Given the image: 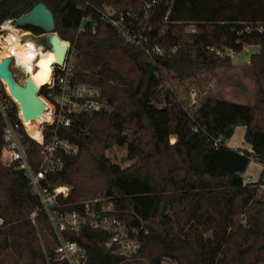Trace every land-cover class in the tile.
Segmentation results:
<instances>
[{
    "label": "trees",
    "instance_id": "trees-1",
    "mask_svg": "<svg viewBox=\"0 0 264 264\" xmlns=\"http://www.w3.org/2000/svg\"><path fill=\"white\" fill-rule=\"evenodd\" d=\"M39 2L70 43L74 80L99 88L107 106L58 127L79 151L63 154L64 168L44 182L71 189L53 210H80L95 199L113 202L118 218L142 227L139 252L127 264H264V169L257 181L243 176L252 159L264 165V0H0V26ZM106 7L130 14L140 45L100 20ZM84 16L97 20L96 32L79 30ZM154 45L163 56L147 54ZM247 45L259 47L250 57L256 85L251 105L208 96L189 111L167 83L168 75L182 80L194 70L231 66L223 52L240 54ZM48 91L44 86L41 95ZM0 94L30 163L39 168L42 146L30 136L41 135L32 122L22 123L4 88ZM55 126L45 127L47 138ZM238 126L245 127L249 148L227 144ZM4 127L0 112V264H67L55 258L56 234L28 178L1 159ZM115 146L127 147L129 166L106 155ZM165 205L170 211L162 216ZM64 235L85 248L88 264L123 262L107 246L106 232L84 226Z\"/></svg>",
    "mask_w": 264,
    "mask_h": 264
},
{
    "label": "built area",
    "instance_id": "built-area-1",
    "mask_svg": "<svg viewBox=\"0 0 264 264\" xmlns=\"http://www.w3.org/2000/svg\"><path fill=\"white\" fill-rule=\"evenodd\" d=\"M155 1L153 0V2ZM129 15V13L124 11L118 12L112 7H106L100 13V20L116 28L127 42L140 45L141 40L136 35H132L130 30ZM15 20L8 19L1 24L0 36L3 40L10 31L9 27L15 26ZM97 27V20L92 16H84L81 20L79 30L84 32L88 28L91 32H96ZM21 33L23 42H25L24 38L27 35L32 34L29 30H24ZM39 47L43 48L42 46ZM43 49L48 51L45 48ZM146 52L152 58L164 55V51L158 45L146 47ZM12 58L11 66L14 67L15 57ZM74 60L75 56L70 52L69 48L65 63L62 66L54 65L52 79L45 85L49 88L48 94L44 98L40 95L47 104L46 111L51 110L53 116L50 122L42 125V138L40 140L36 139L26 131L31 138L42 146V162L39 168H35L30 163L26 147L21 142L22 136L18 131L19 125L11 119L7 104L0 94V112L5 121V144L1 151V159L5 165L14 164L17 169L22 170L29 180L33 193L39 197L40 203L49 217L58 241L54 252L57 260L65 261L67 264H88V255L85 248L78 242L66 238L64 235L67 230L78 232L84 226H88L92 229L108 233L109 239L107 246L124 256L121 264H127L136 258L139 252L141 244L138 236L142 227L138 228L127 225L116 216L113 202L102 199L86 201L80 210H53L58 198L60 196L67 197L71 189L68 186H57L51 189L44 185L48 174L61 171L64 168L65 161L62 157L63 154L75 155L79 151L77 144L60 137L57 131L58 127H69L72 117L82 113H93L107 107L99 88L85 83H78L74 80ZM2 83L3 81L0 79V93L3 88L7 90ZM19 116L21 118L20 111ZM53 123L56 126L50 132V137L47 138L44 129ZM37 214V210L31 214L34 223ZM145 233H148V231L146 230ZM165 264L177 263L169 260Z\"/></svg>",
    "mask_w": 264,
    "mask_h": 264
},
{
    "label": "rangeland",
    "instance_id": "rangeland-1",
    "mask_svg": "<svg viewBox=\"0 0 264 264\" xmlns=\"http://www.w3.org/2000/svg\"><path fill=\"white\" fill-rule=\"evenodd\" d=\"M12 27L19 33L25 30L16 28L15 26ZM193 28L194 26L192 24L188 27L189 30H193ZM28 40H34V43L37 42L36 45L39 43L36 36L32 34H29L24 38V41ZM258 51L259 47L255 45L245 46L240 54L226 50L222 55H228L231 58V66L220 67L215 70H194L189 76L182 80L173 78L172 75H168L167 83L173 88V90L177 92L180 99L184 102L185 107L189 111L195 109L200 104L201 100L208 96L225 98L233 102L251 105L254 102L256 85L251 75L250 57L253 53ZM164 64L167 65L166 62H164ZM14 67L16 66L14 65ZM14 71L17 79L24 83L26 81L27 75L23 72V70L14 68ZM2 85H5V83H2ZM7 91L8 90H6V92ZM42 97L44 98L45 96ZM32 124L35 126L36 130L40 128L34 123ZM244 134L245 127L238 126L236 128L235 134L227 142V144L234 148H249V146L244 142ZM132 137V135H129V139H132ZM170 142H175V140L172 141V136L170 137ZM127 154L126 146H115L111 149H108L106 152V155L111 158L113 162L121 165L123 168L129 166L132 163L131 160L125 159ZM263 169L264 165L261 162L256 159H252L246 172L243 174L245 181H257ZM169 211L170 210L168 208L166 214H168ZM167 261L169 260H164L162 264H165Z\"/></svg>",
    "mask_w": 264,
    "mask_h": 264
},
{
    "label": "water",
    "instance_id": "water-1",
    "mask_svg": "<svg viewBox=\"0 0 264 264\" xmlns=\"http://www.w3.org/2000/svg\"><path fill=\"white\" fill-rule=\"evenodd\" d=\"M16 28L33 32L39 42L38 45L47 50H54L56 56L55 66H62L67 58L70 44L59 37L55 31V19L51 10L42 2L37 3L28 13L20 16L14 22ZM3 41L0 36V43ZM13 58L5 57L0 61V79L7 82L10 96L19 106L23 121L38 119L46 111L47 104L41 98V90L28 81L22 83L16 77L14 68L11 66ZM168 206H163L162 216L166 215Z\"/></svg>",
    "mask_w": 264,
    "mask_h": 264
},
{
    "label": "bare ground",
    "instance_id": "bare-ground-1",
    "mask_svg": "<svg viewBox=\"0 0 264 264\" xmlns=\"http://www.w3.org/2000/svg\"><path fill=\"white\" fill-rule=\"evenodd\" d=\"M9 29L10 31L6 34L5 39L0 43V61L5 57H15V68L23 70L27 75L28 84L34 85L38 89L42 88L43 85L48 84L52 79L56 62L55 51H45L36 45L37 42L35 41L36 43H34V40L23 42L22 33L17 32L13 27H9ZM2 81L10 93L7 82L3 79ZM21 118L23 121L22 116ZM52 118V111L47 110L38 119L30 121L40 127L36 130L37 135H41V126L46 122H50ZM25 122L27 121H23V123Z\"/></svg>",
    "mask_w": 264,
    "mask_h": 264
},
{
    "label": "flooded vegetation",
    "instance_id": "flooded-vegetation-1",
    "mask_svg": "<svg viewBox=\"0 0 264 264\" xmlns=\"http://www.w3.org/2000/svg\"><path fill=\"white\" fill-rule=\"evenodd\" d=\"M32 35H35V34L32 32Z\"/></svg>",
    "mask_w": 264,
    "mask_h": 264
},
{
    "label": "crops",
    "instance_id": "crops-1",
    "mask_svg": "<svg viewBox=\"0 0 264 264\" xmlns=\"http://www.w3.org/2000/svg\"><path fill=\"white\" fill-rule=\"evenodd\" d=\"M38 46H40V45H38Z\"/></svg>",
    "mask_w": 264,
    "mask_h": 264
}]
</instances>
